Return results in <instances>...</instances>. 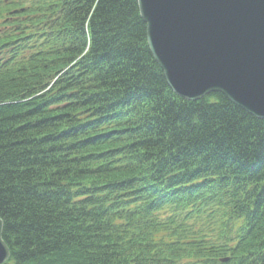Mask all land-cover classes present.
<instances>
[{"label":"trees","instance_id":"1","mask_svg":"<svg viewBox=\"0 0 264 264\" xmlns=\"http://www.w3.org/2000/svg\"><path fill=\"white\" fill-rule=\"evenodd\" d=\"M0 218L2 264H264V118L175 94L137 0H0Z\"/></svg>","mask_w":264,"mask_h":264},{"label":"water","instance_id":"2","mask_svg":"<svg viewBox=\"0 0 264 264\" xmlns=\"http://www.w3.org/2000/svg\"><path fill=\"white\" fill-rule=\"evenodd\" d=\"M137 3L149 48L177 95L222 93L264 118V0ZM2 228L0 218V264L10 257Z\"/></svg>","mask_w":264,"mask_h":264},{"label":"rangeland","instance_id":"3","mask_svg":"<svg viewBox=\"0 0 264 264\" xmlns=\"http://www.w3.org/2000/svg\"><path fill=\"white\" fill-rule=\"evenodd\" d=\"M212 233V231H209L207 234H211Z\"/></svg>","mask_w":264,"mask_h":264}]
</instances>
